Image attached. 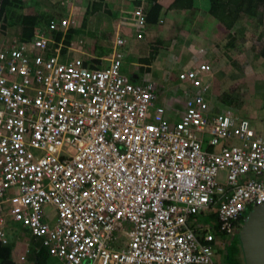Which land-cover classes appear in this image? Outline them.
Masks as SVG:
<instances>
[{"label": "built area", "instance_id": "1", "mask_svg": "<svg viewBox=\"0 0 264 264\" xmlns=\"http://www.w3.org/2000/svg\"><path fill=\"white\" fill-rule=\"evenodd\" d=\"M55 44L41 32L0 50V244L11 217L61 264H218L217 235L225 246L264 204V135L214 112L209 64L178 73L195 93L170 109L123 71L122 37L107 67Z\"/></svg>", "mask_w": 264, "mask_h": 264}, {"label": "crops", "instance_id": "2", "mask_svg": "<svg viewBox=\"0 0 264 264\" xmlns=\"http://www.w3.org/2000/svg\"><path fill=\"white\" fill-rule=\"evenodd\" d=\"M174 1L175 0H25V5L27 11L42 14L45 21L68 20L72 26V35L81 32L88 33L91 36L95 35V37L87 39V41L91 40V42L87 44V47L90 48V45L92 46L89 54L85 53V58H87V61L92 60L93 63L101 67H107L109 65L112 46L116 37L122 36V38L127 41L126 45L128 46V44H130L133 51L143 46V44L145 45V41L143 43L141 42L142 40L138 41L137 39L139 32H137L138 28L136 25L137 20L135 18V11L142 9L146 16L149 17L148 14L150 10L158 5L162 8V11L156 23L150 24L147 21V26L145 28L153 32L149 35L146 33V36L148 35L146 39L148 46L150 42L148 37H155L156 34H160L157 29H153V26L158 27L157 24H162L163 19L169 17L173 23L177 22V25L180 23L184 24V21L191 25V32L184 33L187 38L193 41V45H189L188 48L184 49V60L182 63L174 62L175 64H172L174 66L184 64L179 72L190 69L197 64V62H200V64H209L210 66L213 65L211 63L213 62L221 67L216 76L218 83L222 82L225 86L230 84L232 88L234 86L248 87L250 89L254 87L253 91H255L256 87L261 86V89L264 91V16L258 15L255 17L254 15L250 16L241 13L238 16L239 23L234 29L229 31L210 15V0H193V8L185 10L172 7ZM32 6H34L36 10L33 9ZM195 22H200L202 25L200 31H198V33H200L198 38L195 33ZM149 26H152V28H149ZM22 30L23 29L19 25L14 26L12 29H0V50L9 46L12 40H20V36L23 34ZM132 30L134 32H132ZM33 31L35 36V34H38L37 32L39 30L34 29ZM72 35L68 37L71 39L70 43L76 41L72 39ZM60 42L66 47V40L62 38ZM198 45L202 46L199 51L197 50ZM127 46L124 47L125 53H127ZM243 54L246 55V58L242 57ZM214 56L217 57L213 58ZM152 64L136 65L139 71L131 74V79L134 82L140 81L141 77L139 74L141 73L147 75L145 77L146 79H150L152 76L151 69H154V64ZM158 64L159 60L157 62V65ZM213 69L212 66V70ZM168 76L169 75H167V77ZM150 80L154 81L153 78ZM165 80L166 78L163 77L162 82L164 84H158L156 82L158 88L160 92L167 89L171 94V91L176 85L175 83H171V80H169L168 83L164 82ZM177 85H179V82ZM263 91L261 93H263ZM209 96L210 104L214 112L225 113L223 110L213 106L214 98L212 95ZM249 97L255 99V101L259 103L261 109L259 108L258 111H256L257 109L252 110L250 109L251 105L249 102H247L246 99H241L242 103L240 106L236 103V107H233V110L227 108L226 112L238 119L246 118L253 124L261 125L262 129H260L261 131L259 133L264 135V99L263 97L261 99L257 98V94ZM167 101H169L168 97L167 99H163V102H159V104L164 103V105H166ZM166 106H168V104ZM179 108L183 109V103ZM24 241V254L20 256L17 251L15 253L14 248L17 247L18 249L21 244L16 245V247L12 249V259L16 264H23L24 260H26L27 264H34L33 261H30L28 258L30 255L32 256L38 248L33 247V242L35 240L30 237V239ZM18 257H22L24 260L22 259V261L20 258L16 260ZM27 259L29 261H27ZM239 264L242 263L239 261Z\"/></svg>", "mask_w": 264, "mask_h": 264}, {"label": "rangeland", "instance_id": "3", "mask_svg": "<svg viewBox=\"0 0 264 264\" xmlns=\"http://www.w3.org/2000/svg\"><path fill=\"white\" fill-rule=\"evenodd\" d=\"M157 26L158 27L153 26V29L154 30L157 29L158 33L160 32V34H156L155 37H150V36L148 37V39H150L149 46L147 45L146 39H147V36L153 32H150L148 29L144 30V38L145 37L146 38L145 40L143 38L141 41L143 43L145 41V45L143 44V46H140L135 51L132 50V47L130 44H128V46L126 45L127 46L126 50L128 54L127 53L125 54L123 71H126L125 73L128 76H131V74L139 71L137 70L136 65L138 64L150 65L153 63L154 65L153 64L152 65L154 66V69L153 70L151 69L152 76L150 78V79L152 78L154 79L153 82L155 83L157 82L158 84H161L163 83L162 82L163 77H165L166 80L164 82L168 83V81L171 80V83L173 84L175 83L176 85V87H174V89L171 91V94L167 91V89H164L162 93H160V100H159V102L161 103L163 102V99L165 98L167 99L168 97L169 101H167L166 105L168 104L169 106L168 108L173 109L175 107L182 106L183 100L185 101L183 95L186 91L188 92L186 97H190L195 93V90H193L192 88H187L184 85H180V84L177 85L178 84V80H177L178 73L184 64L180 66L172 65V64H175L174 62L182 63L184 60V55H183L184 49L188 48L189 45H193V41L190 40V38H187L184 33V32H187V33L191 32L190 31L191 25H189V23L185 21H184V24L180 23L179 25H177V22L173 23L168 17L166 19H163V23L159 25L157 24ZM201 26L202 25L200 22H197V23L195 22V33H196L197 38L198 36H200V33H198V31H200ZM149 28H152V26H149ZM132 32L134 31L132 30ZM146 33L148 34L147 36H146ZM92 37H95V35L91 36L90 34L83 33V32L75 33L74 35H72V39L76 40L69 44V47L71 46V53L75 54L73 56L82 57L84 60L87 61V58H85V53L89 54V51L92 45H90V48H88L87 44H89L91 40L87 41L85 39H91ZM78 39L80 40L77 41ZM200 47L202 48V46L198 45V49H197L198 51ZM84 49H85V52H84ZM215 57L217 56H214L213 58ZM242 57L246 58V55L243 54ZM158 60H159V64L157 65ZM211 63L213 64L212 66L214 68L213 74H209L207 77H205L203 82L208 87L210 91V95H212L214 98L213 106H215L216 108L220 110H223V112L227 114L226 112L227 108H229V110L230 109L233 110V107H236L235 106L236 103L240 106L242 103L241 99H244V100L246 99V101L249 102V104L251 105L250 109L252 110L257 109L256 111H258V109L260 108L259 103L255 101V99H252V97H249V96L257 94V98L261 99L263 97L264 99V95H263L264 91L261 89V86L258 85L259 87H256L255 91H253L254 87L250 89L248 87L234 86L232 88L231 87L232 85L230 84H227L225 86V84L222 82L218 83L217 82L218 79L216 78V76L219 73V68L221 67L219 65L217 66L213 62ZM199 64L200 62H197V64H195L194 67H197ZM140 72H143V71H140ZM139 75L141 77L140 82L143 79H146L145 77L147 75L142 74V73ZM167 75L169 76L167 77ZM262 91L263 93H261ZM176 118L177 119L179 118L178 114L176 115ZM252 125H253V128L258 133L261 131L260 130L262 129L261 125H257L253 123ZM45 211L47 213V216H49L50 219L56 215L54 209L50 206L45 207ZM7 221H8L7 237L4 241V244L5 246L11 245L13 246V248L16 247V245L21 244L18 247V249L17 247L14 248V251L15 253L17 251L18 255L22 256L25 251V247L23 245L25 242L24 240L30 239L31 237L30 231L28 228L15 223L11 217H9ZM201 222L209 223L215 229L218 228V222L215 218L213 219H211V217L204 218L201 220ZM244 222L245 221H242L240 223L239 230H237L235 234V239L232 242L233 243L232 247L230 248L227 247V244L223 246L224 241H225L224 236L217 235L215 247L217 250L216 260L218 264H233L234 260H236L237 262L240 261L243 264L244 257L242 254V249H241L240 241L238 238V234L241 228L244 226ZM117 235L120 238L119 234ZM33 247L34 248L38 247L37 249L40 248L41 250H45L42 245V242L39 240H35L33 242ZM19 258L21 260L22 259L24 260V258L22 257H18L16 258V260H18ZM28 259L31 261L32 256H30ZM28 259L27 261H29ZM23 262H24L23 264H27L26 260H24ZM49 264H61V263L54 258H50Z\"/></svg>", "mask_w": 264, "mask_h": 264}, {"label": "trees", "instance_id": "4", "mask_svg": "<svg viewBox=\"0 0 264 264\" xmlns=\"http://www.w3.org/2000/svg\"><path fill=\"white\" fill-rule=\"evenodd\" d=\"M210 2V15L229 31L239 23L238 16L241 13L254 15L255 17L258 15L264 16V0H210ZM193 6V0H175L172 5V7L181 10L192 9ZM32 8L35 9L34 6ZM26 9L25 0H0V29H12L14 26L19 25L23 29L20 40L28 41L34 37V29L40 30L42 27H49L51 20L45 21L42 14H36ZM161 11L160 6H154L148 14V23H156ZM71 35L70 32L67 34V38H63L66 40V45L70 44L71 39L68 37H71ZM62 37L63 33L61 31H57L51 36L56 41L55 45L59 44ZM12 249L13 246L11 245L0 244V264H16L12 259ZM34 254L31 259L34 264H49L50 257L45 250H37ZM233 264H239V262L234 260Z\"/></svg>", "mask_w": 264, "mask_h": 264}, {"label": "water", "instance_id": "5", "mask_svg": "<svg viewBox=\"0 0 264 264\" xmlns=\"http://www.w3.org/2000/svg\"><path fill=\"white\" fill-rule=\"evenodd\" d=\"M238 238L244 264H264V204L249 213Z\"/></svg>", "mask_w": 264, "mask_h": 264}, {"label": "clouds", "instance_id": "6", "mask_svg": "<svg viewBox=\"0 0 264 264\" xmlns=\"http://www.w3.org/2000/svg\"><path fill=\"white\" fill-rule=\"evenodd\" d=\"M62 20H64V19H62ZM62 20H59V21H57V22H60V24H61V22H62ZM51 21H55V20H51ZM51 21H50V23H51ZM50 23H49V25H50ZM48 28L49 27H47V26H45L44 28L42 27V28H40V30L37 32L39 35H40V33L41 32H45V33H47V35H49V37H51V35H53L55 32H57V31H61L62 33H63V37L62 38H67L66 36H67V34L69 33V31L72 33L73 31H72V26H71V24L69 25V27L68 28H63V27H61V25L59 26V29L57 30V31H55V32H53L51 35L49 34V32H48ZM38 34H35V36L32 38V39H34L36 36H38ZM121 37V36H120ZM31 39V40H32ZM84 39V38H83ZM116 39V38H115ZM80 39H78L77 41H79ZM85 40H87V39H85ZM29 41V40H28ZM54 41V40H53ZM115 41V40H114ZM56 42V41H55ZM59 44H62V48H63V50L64 51H69L70 53H71V46L69 47V45H66V47H64V44L62 43V42H60ZM58 44V45H59ZM113 44H114V42H113ZM55 47L57 46V45H54ZM113 47V46H112ZM72 54V53H71ZM73 55V54H72ZM84 57V56H83ZM77 58H81V59H83L82 57H77ZM84 60V59H83ZM86 63H87V61L86 60H84Z\"/></svg>", "mask_w": 264, "mask_h": 264}, {"label": "flooded vegetation", "instance_id": "7", "mask_svg": "<svg viewBox=\"0 0 264 264\" xmlns=\"http://www.w3.org/2000/svg\"><path fill=\"white\" fill-rule=\"evenodd\" d=\"M234 239H235V236H234V238L231 241L228 242L227 247H229V248L232 247V244H233L232 242H233Z\"/></svg>", "mask_w": 264, "mask_h": 264}]
</instances>
